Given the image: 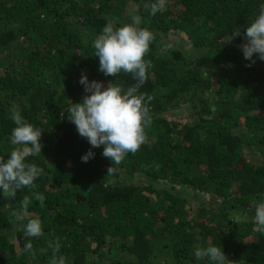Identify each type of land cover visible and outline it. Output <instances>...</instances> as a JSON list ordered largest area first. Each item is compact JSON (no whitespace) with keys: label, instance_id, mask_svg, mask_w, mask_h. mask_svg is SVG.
<instances>
[{"label":"trees","instance_id":"trees-1","mask_svg":"<svg viewBox=\"0 0 264 264\" xmlns=\"http://www.w3.org/2000/svg\"><path fill=\"white\" fill-rule=\"evenodd\" d=\"M148 2L0 0V156L12 150L19 110L43 132L29 160L44 169L35 188L0 194V264H49L57 239L65 264H208L194 256L201 242L223 247L227 264H264V229L254 223L264 194V60L254 54L253 64L240 48L264 0H168L155 17ZM136 15L155 34L140 89L153 123L109 174L103 146L82 162L91 145L66 107L90 94L82 74L105 88L136 83L105 76L91 46L108 19L121 26ZM26 195L28 218L43 224L34 254L24 250L27 220L13 216Z\"/></svg>","mask_w":264,"mask_h":264},{"label":"clouds","instance_id":"clouds-1","mask_svg":"<svg viewBox=\"0 0 264 264\" xmlns=\"http://www.w3.org/2000/svg\"><path fill=\"white\" fill-rule=\"evenodd\" d=\"M168 0H149L144 8L155 17L166 11ZM141 16L131 17L130 23L118 26L113 19H108L102 31L92 41L94 56L99 59V70L105 76H116L121 72L131 74L136 83L122 88L113 82L105 88L102 81L89 80L82 74L80 84L84 86L85 95L82 102L72 103L66 107L68 120L75 124L78 134L86 138L91 145L89 151L81 157L87 163L95 157L92 149L103 146L102 155L109 158L112 166L119 165L129 153H136L146 142V130L153 123L150 112L151 97L140 92L149 78V70L153 67L151 60L145 59L155 34L143 27ZM241 35V29L231 34V40ZM246 43L240 45L245 60L252 61L254 54L264 60V6L258 15L249 22L244 33ZM251 66V64L249 65ZM10 119L16 125L11 131L10 144L13 146L7 157L0 156V194L14 198L17 191L24 188H35V182L43 175L44 169L30 161L42 152V131L29 123L19 110H13ZM108 174V175H109ZM34 199L45 200L42 193H34ZM31 204L29 196H24L20 209L13 213L15 222L23 223L24 235L29 238L25 252L32 253L31 238L43 235V224L40 218H28ZM254 223L264 229V194H260L255 202ZM199 239V238H197ZM52 247L53 256L49 264H65L64 258H57L61 244L59 239ZM196 260L205 258L208 264H227L229 261L223 247L203 242L194 250Z\"/></svg>","mask_w":264,"mask_h":264},{"label":"rangeland","instance_id":"rangeland-1","mask_svg":"<svg viewBox=\"0 0 264 264\" xmlns=\"http://www.w3.org/2000/svg\"><path fill=\"white\" fill-rule=\"evenodd\" d=\"M180 110V109H177ZM177 110H173L170 114H171V118H175V116H178L180 118V121L186 122L189 119L190 114L188 112H186L185 110L181 113V115H177L178 111ZM179 114V113H178ZM249 217L251 218V216L249 215ZM249 217H245L244 218H249Z\"/></svg>","mask_w":264,"mask_h":264}]
</instances>
